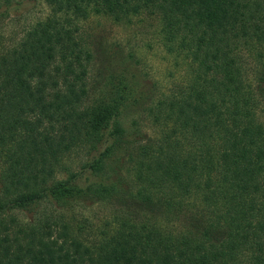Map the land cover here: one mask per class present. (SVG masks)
Here are the masks:
<instances>
[{
	"label": "trees",
	"instance_id": "1",
	"mask_svg": "<svg viewBox=\"0 0 264 264\" xmlns=\"http://www.w3.org/2000/svg\"><path fill=\"white\" fill-rule=\"evenodd\" d=\"M41 1L0 49V264H264V0ZM92 16L154 18L181 77L146 89L127 54L95 81ZM84 197L131 208L101 228L43 208Z\"/></svg>",
	"mask_w": 264,
	"mask_h": 264
},
{
	"label": "rangeland",
	"instance_id": "2",
	"mask_svg": "<svg viewBox=\"0 0 264 264\" xmlns=\"http://www.w3.org/2000/svg\"><path fill=\"white\" fill-rule=\"evenodd\" d=\"M0 49L7 48L18 43L25 32L36 22L43 20L48 14V8L41 0H0ZM84 35L89 37L90 46L93 51V64L90 68V77L96 81V72L104 69L111 62L131 55L130 64L137 75L143 80L144 88L155 86L159 91L170 89L176 78L181 77V71L174 67L173 54H168L163 45L162 38L158 33L156 20L151 17H139L130 23L116 24L109 19H96L92 16L87 22L81 24ZM108 49L109 54L114 57L102 60V49ZM96 60L99 61L96 65ZM142 113L135 120L140 130L137 140H148L156 136L148 119ZM130 118L124 126L130 127ZM85 149H77L71 152L68 158L62 162L56 179L63 178L67 170L76 171L82 160L88 159ZM125 172L118 173L125 185H129V178ZM123 205L131 208L129 200L118 198L111 202H97L90 197L70 201L65 209L44 207L48 211H56L67 219L80 220L86 218L97 227H102L103 221L110 220ZM19 219H30V215H18ZM179 225L180 221H175Z\"/></svg>",
	"mask_w": 264,
	"mask_h": 264
}]
</instances>
